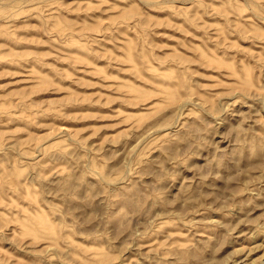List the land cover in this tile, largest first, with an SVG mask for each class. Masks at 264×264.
<instances>
[{
  "label": "clouds",
  "instance_id": "9594fccd",
  "mask_svg": "<svg viewBox=\"0 0 264 264\" xmlns=\"http://www.w3.org/2000/svg\"><path fill=\"white\" fill-rule=\"evenodd\" d=\"M73 13L85 18L69 19ZM33 17L49 47H60L40 56L0 44L7 53L0 60L19 68L31 56L61 79L44 57L66 58L77 72L90 65L89 74L113 82L101 84L112 94L108 107L147 115L117 112L115 127H128L99 143L93 137L101 129L87 135V127L56 126L53 135L24 140L17 134L27 128L0 131V264L17 261L5 244L26 254L18 264H216L209 246L237 233L264 247V0H0V36L43 43L20 35L34 29ZM190 28L203 33L199 47ZM160 29L185 38L168 36L176 46L163 56L156 53L169 45L156 43ZM61 48L77 49L80 58ZM183 48L195 55L177 51ZM100 60L107 64L96 70ZM109 69L117 75L105 76ZM119 73L151 84L150 92ZM34 93H11L20 102L0 106V125L5 117L30 125L38 116L81 119L64 111L67 100L35 104ZM217 215L230 221L226 232L215 242L202 239L225 228Z\"/></svg>",
  "mask_w": 264,
  "mask_h": 264
},
{
  "label": "rangeland",
  "instance_id": "374dc122",
  "mask_svg": "<svg viewBox=\"0 0 264 264\" xmlns=\"http://www.w3.org/2000/svg\"><path fill=\"white\" fill-rule=\"evenodd\" d=\"M66 2H71V0H66ZM95 2V0H93ZM182 6V5H181ZM190 7V5H189ZM218 7V6H217ZM156 15L159 18H164L167 13H151ZM69 19L82 21L85 18L84 13L76 14L73 13L69 15ZM178 23H183V21L178 20ZM204 23L214 25L219 23V19H214L212 17H205ZM18 24L20 22H17ZM29 23L34 25V29L26 33H20L26 39L31 40H40L43 43H30V44H13L10 40L6 39L3 36H0V44H7L9 49L15 52L22 53H36L40 56L52 51L55 52L56 47L60 45H55V47H49V38L44 34V32L36 31L35 28L40 27V21L35 19V17L29 20ZM55 26V25H53ZM190 30L193 32V35L197 37L193 41L196 47L200 46V41L198 37L203 33H197L194 29ZM159 31L164 34L155 38L156 43L168 44L169 49H166L165 52H157V55L163 56L166 53L170 52L171 48L176 46L175 40H169L168 36H176L178 39H185L182 33L173 32L171 29H160ZM130 39H135V33H131L129 36ZM187 40H192V37H188ZM185 40V43H187ZM246 46V45H245ZM106 47L111 50L112 45H106ZM255 50V49H254ZM178 52L183 53L185 56L195 55V53L189 52L187 48L177 49ZM61 53H71L76 58H80L78 50L61 48ZM7 53L0 52V56L6 55ZM116 55H122L117 52ZM86 58V57H84ZM45 63L49 65H55V68L61 69L63 71L64 79H61L59 75L51 67H45L41 70V66L36 64L35 60L29 56L28 62L24 63L22 67H17L14 64H11L5 60H0V85H5L0 89V106H7L9 103H19L20 97H11V93L21 92L24 89L35 90V93L31 96V102L35 104H53V102H61L67 100V105L64 111L74 117H80L79 120H57L54 116H38L36 118V125H43V127H37L36 125H30L26 121L13 119L12 123H8L7 117L3 118V124L0 125V131L5 132H14L17 128H27V132L18 133V138L21 140L28 139L29 134L39 138L46 135H53V128L58 126L60 128H84L87 127L90 129L87 135H91L92 129H101L98 135L93 137V141L99 143L106 137L115 136L119 132H122L128 125L119 124V127H115L119 121L115 118L116 113L128 114L131 116H146L147 109L144 111H137L135 108H128L127 106L116 105V112L112 108L106 105L105 98L111 99V92L109 87H101V84L110 85L112 81L107 79L101 80L99 75L89 74L93 69L89 66H81L80 71H76L71 67V64L67 61L66 58H63L60 61H56L51 57H44ZM96 64V70L105 68L107 61H93ZM155 66V65H154ZM87 68V70H85ZM35 70L38 73L37 76H33L32 72ZM16 73L15 75L3 76L2 74ZM108 75H117L114 69H109L105 73V76ZM205 76L216 75L218 73H212L210 70L204 72ZM120 79L128 80L131 79L132 83L141 89H145L147 92L151 90V84H145L143 81H138L135 77H129L127 73H119ZM52 80L56 88L53 91L50 85L47 83V80ZM76 81L75 83L73 81ZM224 83H230L227 77L223 80ZM4 96H9V100L5 101L2 99ZM27 103V101H26ZM105 106H101V105ZM148 108H151L152 101L146 100ZM16 111V110H13ZM18 115V112L16 113ZM100 117L96 119L95 117ZM91 117V118H90ZM27 159V158H25ZM26 207V205H24ZM44 211H47V208L42 206ZM0 211H4L0 209ZM255 214V213H254ZM216 219H219L222 223L225 224L223 230L211 229L202 239H207L208 236L213 237V242L217 236H223L227 229V223L230 222L228 218H221L218 215L215 216ZM11 230V229H9ZM240 231H247L246 228L242 227ZM79 242H83V238H80ZM262 241H251L237 233V238L233 239L231 242L225 243H215V246L211 248L214 260L216 264H232L233 259L241 261V264H264V247H260ZM4 248L9 252H12V255L17 257V261H13L12 264H18L19 260H26V254L14 252L8 244L4 245ZM243 249V251H241Z\"/></svg>",
  "mask_w": 264,
  "mask_h": 264
}]
</instances>
